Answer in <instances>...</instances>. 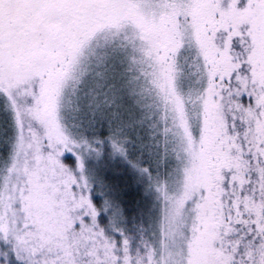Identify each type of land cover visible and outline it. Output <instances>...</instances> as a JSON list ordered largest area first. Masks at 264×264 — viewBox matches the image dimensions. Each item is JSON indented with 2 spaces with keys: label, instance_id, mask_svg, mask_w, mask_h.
Wrapping results in <instances>:
<instances>
[{
  "label": "snow or ice",
  "instance_id": "snow-or-ice-1",
  "mask_svg": "<svg viewBox=\"0 0 264 264\" xmlns=\"http://www.w3.org/2000/svg\"><path fill=\"white\" fill-rule=\"evenodd\" d=\"M0 101V264H264V0H0Z\"/></svg>",
  "mask_w": 264,
  "mask_h": 264
},
{
  "label": "rangeland",
  "instance_id": "rangeland-1",
  "mask_svg": "<svg viewBox=\"0 0 264 264\" xmlns=\"http://www.w3.org/2000/svg\"><path fill=\"white\" fill-rule=\"evenodd\" d=\"M195 101V97L193 98ZM66 102H68L66 100ZM192 116L195 120L197 116V112L195 108L192 110ZM14 143V128L12 124V120L10 117V113L4 107L3 101H0V186L5 190V200L8 198V185L11 184L13 188H15L17 180L19 177H9L7 173V167L9 163V157L12 152V145ZM195 159L190 163L187 173V182L190 188H194L200 178L207 175L209 171V160L206 159L205 156H199L195 153ZM224 159L223 155H221V161ZM221 161H212L214 164H219ZM54 172L51 170H47L45 172L44 180L42 181L41 188L43 190V198H42V206L44 208L47 216L51 217L53 221H58L62 215L61 208L62 204L60 201L56 200L52 193L56 190V185L52 181V176ZM22 183V181H21ZM177 193L171 192L167 194V199L169 200V207L174 205L175 198ZM8 211H15L13 209H8ZM201 215H203V209L201 211ZM187 216V213H185ZM212 212L209 210L208 216L206 219L209 224L215 223V221L211 220ZM184 221L179 217L173 222L171 227L173 230L178 228L180 224ZM157 227V220L155 215H153L151 222L146 221L144 224H138L136 229L134 230L138 237H142L145 241H152V233L155 231ZM191 251L192 255L196 259H202L204 261H211L214 255L217 252V249L214 248L209 241V233L206 229H199L196 234L192 237L191 240ZM3 249L0 248V252ZM140 264H145L144 261V253L141 252L139 254ZM13 264H17V261L13 259Z\"/></svg>",
  "mask_w": 264,
  "mask_h": 264
},
{
  "label": "trees",
  "instance_id": "trees-1",
  "mask_svg": "<svg viewBox=\"0 0 264 264\" xmlns=\"http://www.w3.org/2000/svg\"><path fill=\"white\" fill-rule=\"evenodd\" d=\"M210 165H214V163L212 162V160H209V166ZM209 170H210V167H209Z\"/></svg>",
  "mask_w": 264,
  "mask_h": 264
}]
</instances>
